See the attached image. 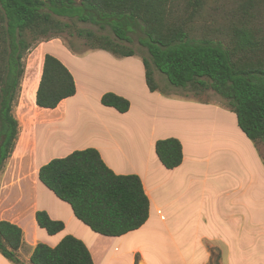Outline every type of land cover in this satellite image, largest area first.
Segmentation results:
<instances>
[{"label": "trees", "instance_id": "trees-1", "mask_svg": "<svg viewBox=\"0 0 264 264\" xmlns=\"http://www.w3.org/2000/svg\"><path fill=\"white\" fill-rule=\"evenodd\" d=\"M90 23L109 34L77 29L92 50L113 56H135L128 46L139 29V43L149 55L141 58L150 92L160 90L154 72L170 86L195 96L212 92L236 116L240 131L264 161V0H0V175L11 158L21 131L16 117L26 57L33 47L71 33L75 22ZM76 93L75 81L55 56L43 57L35 104L55 109ZM100 103L119 113L130 102L112 92ZM155 153L166 169L183 160L176 138L158 140ZM38 180L94 233L120 237L142 227L149 217V199L136 175H117L95 148L54 158L38 171ZM39 228L55 235L64 224L37 211ZM22 230L0 221V254L21 261ZM29 264H94L86 245L73 236L55 247L38 243Z\"/></svg>", "mask_w": 264, "mask_h": 264}, {"label": "crops", "instance_id": "crops-1", "mask_svg": "<svg viewBox=\"0 0 264 264\" xmlns=\"http://www.w3.org/2000/svg\"><path fill=\"white\" fill-rule=\"evenodd\" d=\"M46 53L67 67L74 78L76 93L55 109L37 107L35 92L41 60L28 90L31 95L28 110L38 119L37 127L34 133L29 127H21L15 150L0 175V221L22 230L24 244L19 250L22 262L29 264L38 243L55 247L69 235L86 245L94 264H211L215 245L223 249L217 251V259L225 254L230 264H237L248 261L246 257L233 256L248 255L247 249L237 250L239 245H250L247 242L255 233L264 246V188L261 196L256 191V184L262 181L264 185V164L251 141L240 131L233 112L223 104L180 99L173 93L161 99L146 84L142 97L123 88H104L95 93L86 75L75 68L74 55L59 57L49 48ZM122 59L132 60L144 69L142 59ZM106 92L126 98L130 102L129 111L119 113L103 106L100 99ZM93 93L97 101L94 105L76 107L77 111L89 112V117L78 113L69 120L74 101H88ZM155 100L162 103V108L153 104ZM37 110L47 112L49 119L39 120L42 115ZM168 138L180 141L183 154L182 163L171 170L161 164L155 153L156 142ZM239 145L246 152L239 151ZM86 148H95L115 174L140 178L150 204L148 220L142 227L120 237L94 233L74 216L70 205L38 180L42 165ZM254 192L258 195L256 199ZM253 205L261 207L260 217ZM37 211L62 222L63 230L47 234L37 225ZM0 264L14 263L0 254Z\"/></svg>", "mask_w": 264, "mask_h": 264}, {"label": "rangeland", "instance_id": "rangeland-1", "mask_svg": "<svg viewBox=\"0 0 264 264\" xmlns=\"http://www.w3.org/2000/svg\"><path fill=\"white\" fill-rule=\"evenodd\" d=\"M77 29H90L95 31L96 33H104V34H111L109 32V29L105 31H101L97 26H94L90 23H82L76 21L74 26L72 27L71 33H64L61 38L59 39H52L51 41L47 42L46 44L40 43L37 44L35 47L31 49V51L28 53L26 57V71L25 76L22 81V89L20 94V99L18 103V107L16 109V117L18 118L21 127L28 128L31 131V133H34L38 119L33 116L30 110H28L29 107V99H31V95L29 94V88L32 85V79L36 76L38 72V66L43 59V55L49 48L55 55H58L59 57H64L66 54H72L74 57L77 58V60L73 61L75 68H78L79 72H82L83 75L85 74L91 83V87L94 88V92L98 93L99 91L103 90L104 88H118V89H124V90H132L135 94H137L139 97H142V93L144 92V85L145 78H144V69L140 67L139 64H134V61L132 60H126L122 59L120 57L113 56V59H108L106 56L109 55V53L98 51V50H92L86 40L84 38L78 37L76 34ZM144 35L139 29H136L133 33H130L131 42L127 44L130 46L134 52L135 56H133V60H140L141 58L149 59V55L144 47H142L139 43L140 39L143 38ZM111 55V54H110ZM154 78L156 83L160 86V90L156 91L160 94L161 99L167 98L169 95L168 93H173V95H176L180 99H189V100H195V101H201V102H208V103H215L222 105L223 100L217 95H215L212 92L209 93H203L200 96H195L194 93L189 89H179L174 88L170 86V84L167 81V78L165 75L161 74L160 72L156 71L154 72ZM95 94H90L88 101L87 100H76L74 101V105H71L70 111H69V120L72 119V117H76L79 114L84 115L86 117H89L87 115H90L89 112L85 111H77L76 107L77 105H85V104H91L94 105L96 103ZM157 103L160 108H162V103L155 100L153 101V104ZM151 112L154 113L155 108L152 106ZM36 113L41 114L42 116H38L39 120H48L49 117H47L49 114L47 112L39 111L37 110ZM154 117V116H153ZM152 117V118H153ZM159 117V116H158ZM41 118V119H40ZM151 118V120H152ZM144 126L142 130V134H145ZM252 143V142H251ZM253 144V143H252ZM254 146V144H253ZM255 152L257 154H263V147L259 146L258 148L254 146ZM239 151L246 152L245 148H238ZM262 159V158H261ZM264 164V161H262ZM252 168H256V166L253 164ZM259 190V196H261L260 191L264 188V185H262V181L258 184ZM256 195V196H255ZM254 198H258L257 192H254ZM255 202V200H254ZM256 204V203H254ZM254 211L259 215V217L262 215L261 207H257L253 205ZM264 215V212H263ZM241 229L242 233H244V226ZM250 227V225H249ZM256 231V230H254ZM249 235V233H248ZM254 234L252 240H248L247 243L250 245H239L238 252H241L242 250L248 251L249 254H254L252 256H248L247 254H244L245 256H233L237 257V259L241 258H247L248 261L245 263L236 262L237 264H264V246L262 245V238L255 236ZM264 242V240H263ZM247 247V248H245ZM214 250H216L213 254V260L211 264H230V260L228 261L227 256L222 254L220 256V259H217V251L223 252V249L221 247H217L215 245Z\"/></svg>", "mask_w": 264, "mask_h": 264}]
</instances>
